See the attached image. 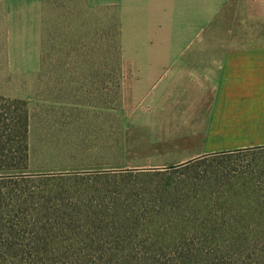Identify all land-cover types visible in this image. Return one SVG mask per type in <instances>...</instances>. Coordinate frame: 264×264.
<instances>
[{
  "label": "rangeland",
  "instance_id": "obj_1",
  "mask_svg": "<svg viewBox=\"0 0 264 264\" xmlns=\"http://www.w3.org/2000/svg\"><path fill=\"white\" fill-rule=\"evenodd\" d=\"M121 6L0 0V264H264V124L190 128Z\"/></svg>",
  "mask_w": 264,
  "mask_h": 264
},
{
  "label": "crops",
  "instance_id": "obj_2",
  "mask_svg": "<svg viewBox=\"0 0 264 264\" xmlns=\"http://www.w3.org/2000/svg\"><path fill=\"white\" fill-rule=\"evenodd\" d=\"M118 1L164 11L165 24L179 28L164 38L166 48L133 57L156 99L203 117L205 125L190 128L210 136L225 125L264 124V0Z\"/></svg>",
  "mask_w": 264,
  "mask_h": 264
}]
</instances>
